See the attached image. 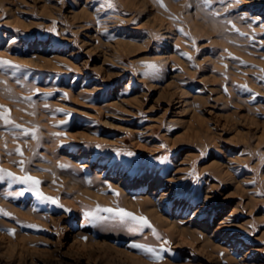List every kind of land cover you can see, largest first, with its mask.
I'll list each match as a JSON object with an SVG mask.
<instances>
[{"label": "rangeland", "instance_id": "374dc122", "mask_svg": "<svg viewBox=\"0 0 264 264\" xmlns=\"http://www.w3.org/2000/svg\"><path fill=\"white\" fill-rule=\"evenodd\" d=\"M112 3L0 0V264H264V0Z\"/></svg>", "mask_w": 264, "mask_h": 264}, {"label": "snow or ice", "instance_id": "6c2138e0", "mask_svg": "<svg viewBox=\"0 0 264 264\" xmlns=\"http://www.w3.org/2000/svg\"><path fill=\"white\" fill-rule=\"evenodd\" d=\"M156 2L159 3L162 7H165V5L163 4V0H156ZM237 2H238V0H237ZM105 3H107L108 7H115V4L112 3V0H105ZM201 3L207 8V7L211 6L212 0H201ZM97 11H99V9H97ZM233 27H235V25H233ZM182 55H187V54L182 53ZM189 59H191V57H189ZM5 66H11V61L0 59V67H5ZM15 67L19 68L18 65H16ZM146 67L149 70H153L157 66L154 64H148ZM146 74H148V73H146ZM239 87L247 89V85H240ZM37 91H39V90L37 89ZM225 91H227V88H225ZM248 91H251V90L248 89ZM45 107H47V105H45ZM0 109H2V111H0V120H2L5 125H12L15 128H21V125L16 124L11 119V110L10 109H7L3 105H0ZM57 111H63V109H58ZM67 115L70 117L71 113H68ZM64 123H67V121H61V124H64ZM25 134H27V133H25ZM57 135H59V134H57ZM96 147H99V145H97ZM17 152H19V154L21 156H23V151L21 149L18 148ZM128 155L131 156V155H134V153L129 152ZM19 163H20L21 168L23 170L24 161L21 160V161H19ZM61 167H65V166L61 165ZM5 178H9L13 181H19L23 184H29V185H31V187L26 189V191L34 192L35 195L37 197L41 198L42 200L51 201V203L57 204L61 208L64 207L62 204L59 203V200L57 198L45 196V194L40 190V185L42 182L38 178H36L35 176H32L30 174H25L23 176H16L15 173L8 171L6 169L0 168V180H4ZM117 195H118V193H117ZM67 211H70V209H67ZM98 211L115 213L118 217L121 218L122 222L126 219L129 221H132L135 224H138L140 227L129 229L132 232H140L145 227H148V228L152 227L150 222L148 221V219L146 217L136 216L134 213L128 212L123 208H119V209L105 208V209H98ZM0 215L10 216L11 213H8L4 209H0ZM88 215L91 216V215H94V213H88ZM104 219H107V218H104ZM10 231L13 235L15 234L14 229H12ZM131 247L136 248V249H140L141 251H143L147 254H151V256L153 258H155L156 260L163 259V257L158 252H156L155 249H153L152 247H149V246H146V245L140 244V243H133L131 245Z\"/></svg>", "mask_w": 264, "mask_h": 264}]
</instances>
